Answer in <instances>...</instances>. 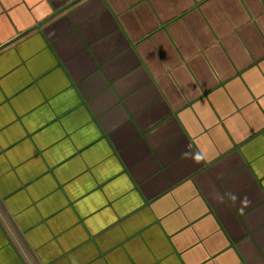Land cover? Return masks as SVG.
Wrapping results in <instances>:
<instances>
[{
  "label": "crops",
  "instance_id": "obj_1",
  "mask_svg": "<svg viewBox=\"0 0 264 264\" xmlns=\"http://www.w3.org/2000/svg\"><path fill=\"white\" fill-rule=\"evenodd\" d=\"M0 264H264V0H0Z\"/></svg>",
  "mask_w": 264,
  "mask_h": 264
},
{
  "label": "clouds",
  "instance_id": "obj_2",
  "mask_svg": "<svg viewBox=\"0 0 264 264\" xmlns=\"http://www.w3.org/2000/svg\"><path fill=\"white\" fill-rule=\"evenodd\" d=\"M196 159L199 160V159H201V157L197 156ZM232 199L235 201V200H238L240 198L235 196V195H233ZM241 203H242V205L247 206L250 203V201L247 199V197H244L242 199ZM239 210L243 214L244 207H241Z\"/></svg>",
  "mask_w": 264,
  "mask_h": 264
}]
</instances>
